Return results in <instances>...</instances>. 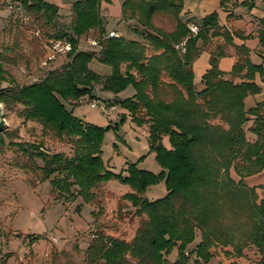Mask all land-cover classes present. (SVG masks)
<instances>
[{
	"label": "trees",
	"instance_id": "16d2710c",
	"mask_svg": "<svg viewBox=\"0 0 264 264\" xmlns=\"http://www.w3.org/2000/svg\"><path fill=\"white\" fill-rule=\"evenodd\" d=\"M102 1L75 0L71 26L59 28L56 18L61 8L57 4L6 0L42 17L55 29L53 38L44 44L45 55L55 40L73 46L66 63L22 86L1 87L6 71L0 52V103L13 110L20 106V116L67 137L74 151L71 156L46 154L40 145L12 144L44 161L39 166L42 180H49L54 190L86 203L95 201L96 189L110 179L130 186L122 199L136 209L135 235L126 240L97 230L85 249L86 264H189L191 258L194 264H206L215 257L217 245L231 247L237 258L254 246L264 264V198L258 201V188L246 180L264 173V98L247 104L249 96L263 90L256 79L259 76L264 83V65L252 62L247 48L238 46L232 70L223 71L219 58L226 52L212 51L209 68L202 75L204 87L197 90L194 62L202 51L199 41L206 45L215 36H223L225 44L233 41L231 32L220 26L216 11L194 20L199 28L195 34L189 20L181 18L184 0H123L122 18L139 25L134 32L144 43L123 35L108 36ZM227 1L221 0V5ZM238 4L251 5L248 0ZM157 14L167 15L170 30L155 24ZM261 23L258 37L264 48V18ZM91 30L98 31L97 46L79 48L81 37ZM93 59L110 66L112 73L101 75L91 69ZM97 86L115 94L108 106H121L137 125L147 127L150 149L162 171L139 168L134 162L123 175L106 166L103 128L73 113L82 96L94 97ZM129 88L133 92L120 97ZM5 129L0 120V147L5 145ZM162 180L166 195L150 200L147 189ZM29 237L31 242L42 238ZM11 256L0 250V264H8Z\"/></svg>",
	"mask_w": 264,
	"mask_h": 264
},
{
	"label": "rangeland",
	"instance_id": "374dc122",
	"mask_svg": "<svg viewBox=\"0 0 264 264\" xmlns=\"http://www.w3.org/2000/svg\"><path fill=\"white\" fill-rule=\"evenodd\" d=\"M58 1L62 11L56 18V27L69 28L73 20L71 9H67L69 0ZM109 3L112 17H118L120 3L116 4L114 0H109ZM186 3L196 15L200 7H206L201 5L200 0H186ZM10 5L6 0H0V52L6 71V80L1 87L22 86L39 81L48 71L59 68L67 61L66 55H59L53 62L44 64L47 56L44 44L53 38L55 29L46 25L42 17L29 14L24 8L17 10ZM103 17L109 32L113 28L118 33L116 28L120 26L121 29L126 26L130 31L139 28L132 20H107L105 14ZM218 18L220 23L219 13ZM154 20L158 27L166 30L172 27L165 14H157ZM110 22L113 25L107 27ZM140 30L143 29L140 27ZM97 32L91 30L86 36H82L80 47L95 49L90 41L97 37ZM137 38L147 43L142 36ZM207 60L208 56L199 55L194 63V79L198 86L202 84V75L209 66ZM226 65L223 62L221 68L225 70ZM90 67L101 75L112 73L110 66L97 59L91 61ZM130 89L121 93L120 97L131 93ZM92 95L94 97L82 96L81 101L73 106V113L84 121L103 128L102 157L106 166L123 175L128 174L126 169L134 162L138 163L139 168L155 173L162 171L155 152L150 149L147 127L137 125L129 112L121 106L107 105L114 98L112 91L97 86ZM20 108L19 106L13 110L0 103V120L7 131L5 145L0 147V250L2 254H12L8 264H86L85 249L97 230L131 240L139 218L135 216V207L128 200L122 199L130 191V186L123 184L118 178L110 179L96 189L97 199L91 203L54 190L49 180H42L43 174L39 166L44 161L22 151L12 142L40 145L46 154L63 152L67 156L73 154V145L67 137L57 136L38 121L26 120L20 116ZM124 114L126 118L123 119ZM164 144L170 146L168 137L164 139ZM232 176L239 180L234 171ZM246 180L248 184L258 188V201L264 198V173L255 174ZM166 193L165 181L162 180L150 186L146 196L155 200ZM18 233L21 235H17ZM197 234L199 239L201 234L199 231ZM29 235H40L42 238L31 242ZM213 252L215 257L206 264H261V255L254 246L247 247L244 250L246 254L241 259L235 256L231 247L217 245ZM193 261L194 258H191L189 264H194Z\"/></svg>",
	"mask_w": 264,
	"mask_h": 264
},
{
	"label": "crops",
	"instance_id": "0c3cea01",
	"mask_svg": "<svg viewBox=\"0 0 264 264\" xmlns=\"http://www.w3.org/2000/svg\"><path fill=\"white\" fill-rule=\"evenodd\" d=\"M52 3L57 4L61 8V4H59L58 0H49ZM75 0H69L68 7L72 10V4ZM115 3H120L121 11L120 15L118 17H112L111 11H110V3L109 0H103L101 9H102V15H106L107 20L113 19V18H122V2L123 0H114ZM245 0H228L224 5H221V0H200L201 5L204 4L206 7H198L199 11L198 14L194 13L187 7L186 0H184V8L181 15V18L185 21L189 20V25L196 24L194 20H199L206 15L216 11L220 15V26L223 27V29H228L232 36L233 41L232 44H225V40L223 36H215L211 37V41L213 43V47H211V41L208 44H203L202 41H199L198 45L201 47L202 51L200 56L201 57H207V62H210L211 58V52H216L217 50H224L226 52V55L219 58V67L220 69L222 66V63L225 62L227 65L222 69L223 71H231L238 56V46H245L249 52V57L252 62L256 63H262L264 65V48L259 43V30L262 26L261 19L264 18V0H248L250 2L249 5H241L238 3H241ZM62 10L60 9V12ZM124 22L125 20L122 19ZM112 22H110L108 26H110ZM113 25V24H112ZM125 29H121V26L119 28H116L118 30V34L126 36L128 38H137V34L134 32V30L130 31L126 26H124ZM113 30V28H112ZM127 30V31H126ZM235 32H238V35H235ZM206 46V47H204ZM220 47V48H218ZM198 59V58H197ZM197 59L195 62H197ZM194 62V63H195ZM230 62V64H229ZM209 68V66L204 70V73ZM203 73V74H204ZM257 82L262 86L263 90L261 93L249 96L247 98V104L248 105H254L258 101H261L264 98V83L260 80V77L257 76ZM204 85L203 83L198 86L196 84L197 90L203 89ZM133 91L131 90V93ZM131 93H128L131 94ZM241 259V257H240Z\"/></svg>",
	"mask_w": 264,
	"mask_h": 264
},
{
	"label": "built area",
	"instance_id": "2783aa9c",
	"mask_svg": "<svg viewBox=\"0 0 264 264\" xmlns=\"http://www.w3.org/2000/svg\"><path fill=\"white\" fill-rule=\"evenodd\" d=\"M15 7L17 10H22V6L20 4L17 5H12ZM190 29L193 33H197L199 28L197 25H190ZM108 36L110 37H117L119 34L115 31L112 30L108 33ZM90 44L93 46H97V41L96 40H91ZM179 48V46H177ZM79 48H81L79 46ZM73 50V46L71 43L68 41L64 40H55L52 42V44L48 47V52L47 56L45 58L44 64H47V62H53L59 55H66ZM184 51V48L182 49Z\"/></svg>",
	"mask_w": 264,
	"mask_h": 264
}]
</instances>
